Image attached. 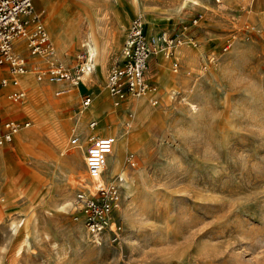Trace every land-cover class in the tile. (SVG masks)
Listing matches in <instances>:
<instances>
[{
    "label": "rangeland",
    "instance_id": "374dc122",
    "mask_svg": "<svg viewBox=\"0 0 264 264\" xmlns=\"http://www.w3.org/2000/svg\"><path fill=\"white\" fill-rule=\"evenodd\" d=\"M92 2L48 1L42 20L54 57L70 68L80 66L94 35L108 41V100L98 110L106 120L90 114L93 100L82 123L81 96L91 88L56 94L60 85L44 73L48 63L27 60L26 48L24 99L14 103L0 85V120L29 121L0 145V264H264V0L189 5L183 22L164 31L180 35L190 55L183 61L184 45L176 49V71L170 59L152 56L146 74L157 92L118 106L105 79L128 27L120 28L101 0L98 20ZM64 45L65 58L57 56ZM100 63L90 74L96 81ZM91 119L96 134H115L105 176L124 179L117 241L94 240L74 203L85 184Z\"/></svg>",
    "mask_w": 264,
    "mask_h": 264
},
{
    "label": "built area",
    "instance_id": "2783aa9c",
    "mask_svg": "<svg viewBox=\"0 0 264 264\" xmlns=\"http://www.w3.org/2000/svg\"><path fill=\"white\" fill-rule=\"evenodd\" d=\"M43 0H0V67L6 75L0 77V85L10 84L9 98L19 101L25 95L20 86V75L26 71L24 57L16 51L15 43L22 40L24 48L31 55H40L48 66L44 73L51 83H61L56 94L65 92L70 86L81 81L86 62L85 51L79 57L80 66L70 68L54 57L49 33L42 20ZM196 21V19H194ZM180 36V35H179ZM173 32L160 31L145 35L143 15L133 16L118 54L107 71L105 86L114 106H118L130 95H141L155 90V83L147 77L149 59L158 54L171 59L172 69L178 68L174 57L175 46L182 41ZM41 78V74H37ZM91 97L85 94L81 106L86 107ZM29 121L18 122L12 118L0 121V145L12 140L13 135ZM95 119L88 122L90 127ZM115 134L110 130L101 135L94 133L84 147L85 184L74 193V203L83 215V224L88 234L97 242L107 237L117 241L122 229L121 222L115 217L119 205V183L105 176V163L113 148ZM71 146L80 145L79 135L74 131L69 138Z\"/></svg>",
    "mask_w": 264,
    "mask_h": 264
},
{
    "label": "crops",
    "instance_id": "0c3cea01",
    "mask_svg": "<svg viewBox=\"0 0 264 264\" xmlns=\"http://www.w3.org/2000/svg\"><path fill=\"white\" fill-rule=\"evenodd\" d=\"M48 1L50 2L52 0H43L42 7H44ZM198 1L202 2L203 0H198ZM198 1L197 0H192V1L191 0H101V5L105 6V8H104L105 13L111 14L112 19L114 21H117V23L120 24L119 25V27L121 26L120 28H125V27L127 28L128 24L130 23L131 18L135 14L139 13L141 15H144L146 22L150 23L152 25L150 32L148 31L149 32L148 35H151V34H154L156 32L158 33L160 31H164L165 29L173 30L174 27H177L180 23L183 22L184 12L188 8V6L189 5L195 6V5L199 4ZM96 2H97V0H93L92 5L98 14L97 8H95L96 4H97ZM42 11H43V8H42ZM98 20H99V14H98ZM107 30L109 31V29H107ZM81 32H82V30H81ZM125 35H126V32L123 35V38L125 37ZM106 37L108 38V36H106ZM182 37H183V35H182ZM101 41H102V45L105 47V49L102 47V58H101L100 65L102 66L103 60L106 63L102 67L101 72L97 73L98 76H95L98 82L96 80L92 79V77L90 75H88V76H84V79L82 78L80 83L77 86L80 85V90L85 89L86 87H87V89L91 88L90 91H87L83 94V95H85V94L90 95L91 101L95 100L96 104L91 109L90 114L91 115L96 114V117H98V119L103 118L104 120H106L108 118V113L103 114V113H100L98 111L99 109L103 108V105L108 100V94H107L105 87H104V84H103L105 71L107 70L106 68H107V60H108V52H109L108 48H107L108 41H107V43L104 42L103 40H101ZM22 42H23L22 40H17L15 43V48L17 47L18 44H22ZM183 45L184 46H181V48L178 49V56L183 61H185V59L183 57H185L187 54L191 53V51L187 45H185L184 43H183ZM69 48L70 47H68L67 45H64V47L60 46L59 50L57 51V56L63 57V58L68 57V55H66V50ZM24 49L25 48H23V50ZM16 50H17V48H16ZM19 53H20V51H19ZM28 54H29V52H28ZM30 56H32V55L29 54L26 56L27 60ZM154 57H156V59H160L158 55H156ZM161 59L165 61V60H168L169 58H166L162 55ZM35 60L37 61V59H35ZM27 62L29 63L28 65H30L31 63H34V62H29V61H27ZM1 69H3V67H0V70ZM1 71L3 72L4 70H1ZM166 74L167 73L164 72V78L167 79V81L169 83H171L173 78L170 75H166ZM19 79H20V77H19ZM82 81H84L83 84H81ZM154 81L156 82V80H154ZM90 83L92 84V87H90V85H89ZM20 86L23 87L21 85V79H20ZM77 86H73V87H77ZM11 88H12V86L10 84H8V89L10 90ZM2 120L3 119H1L0 121H2ZM14 135H13V137H14ZM82 153H83L82 158H83V162H84V149H83ZM84 169H85V165H84Z\"/></svg>",
    "mask_w": 264,
    "mask_h": 264
},
{
    "label": "bare ground",
    "instance_id": "6f19581e",
    "mask_svg": "<svg viewBox=\"0 0 264 264\" xmlns=\"http://www.w3.org/2000/svg\"><path fill=\"white\" fill-rule=\"evenodd\" d=\"M143 17H144V20L146 21V19H145V16L143 15ZM94 19V18H93ZM144 21V33H145V35H148L149 34V32H147V24H146V22ZM95 22V21H94ZM94 26H95V23H93V28H94ZM48 31V30H47ZM48 33H49V31H48ZM157 33V32H156ZM156 33H154V34H156ZM49 37H50V39H51V36H50V33H49ZM99 40H101L97 35H94V38H93V41L92 42H89V41H87L86 43L88 44V46H87V49H86V51H85V55H86V62H85V64H84V72H83V74H82V76H81V78H83L84 79V76H88V75H90L91 74V71H92V69H94V67H96V65L101 61V58H100V49H99ZM51 43H52V48H53V42H52V39H51ZM181 45H183V41H181V42H179L176 46H175V50H174V57L176 58V59H178L177 58V56H176V49L179 47V46H181ZM17 50H19V51H22L23 50V48H24V46H23V44H18L17 45ZM53 53H54V51H53ZM32 56H34L35 58H40V62H41V60L43 59L40 55H32ZM39 62V63H40ZM35 63V62H34ZM1 72V71H0ZM27 73V71H24L21 75H20V79H21V84L23 85V79H24V75ZM169 79V78H168ZM82 83V82H81ZM50 84H57V85H61V83H50ZM2 87H8V84L7 85H1ZM77 87H79V86H77ZM76 87V88H77ZM157 86L155 85V90H153V91H151V92H146V93H144V94H141V95H138L137 97H140V96H144V95H147V94H149V93H156L157 92ZM70 90V87H68L66 90H65V92H64V94L65 93H67L68 91ZM26 96V91H25V95H24V97ZM24 97L22 98V100L24 99ZM21 100V101H22ZM156 102V101H155ZM15 103V102H14ZM91 103H92V101L89 103V105H87L86 107H82L81 106V108L79 109V111H78V114H79V116H80V118L82 119V123H84L85 122V119L87 118V116L89 115V112H87V109H89L90 108V105H91ZM20 107V106H19ZM81 126H82V124H81ZM80 125H79V127H81ZM98 126V121L96 120V124L93 126V127H90L89 125L87 126V127H89L90 129H92V131L90 132V133H88V139H89V137H91L94 133H96L95 131H96V127ZM73 130H74V128H73ZM19 133H16L15 135H14V139H15V137L18 135ZM105 165H106V163H105ZM116 180L119 182V185H122V181L124 180L123 179V177L122 176H118L117 178H116Z\"/></svg>",
    "mask_w": 264,
    "mask_h": 264
}]
</instances>
